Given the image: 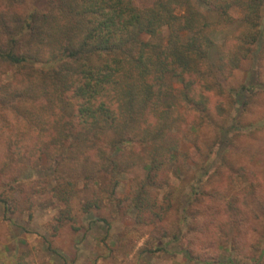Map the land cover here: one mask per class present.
<instances>
[{
  "label": "clouds",
  "instance_id": "obj_1",
  "mask_svg": "<svg viewBox=\"0 0 264 264\" xmlns=\"http://www.w3.org/2000/svg\"><path fill=\"white\" fill-rule=\"evenodd\" d=\"M48 2L50 0H39L38 11L42 23L34 25V28L40 27L49 38L37 44L33 39H28L26 33L18 34L15 7H21L23 19L37 12L33 6L37 0H0V25L7 23L9 29L6 33L0 26V52L11 51L13 55H27L41 61L31 66V72L0 61V170L4 168L6 155L35 153L38 157L43 145L52 141L58 125L66 119L62 110L64 105L57 98L55 87L51 81L46 84L40 73L57 67L56 63L48 62L62 54L61 45L64 48L72 46L77 51L82 49L79 44H73V37L77 34L76 22L59 10L53 12L51 8H46ZM220 2L226 13L223 18L215 16L205 0H105L103 13L114 19L117 29L129 30L133 27V21L143 23L159 17L161 38H166L172 30L191 21L197 31L207 34L209 40L228 56L243 46L249 33L264 31V0ZM82 7L86 8L87 5ZM99 20L100 16L87 15L84 23L87 25L91 21L95 24ZM122 38H126L123 31L115 32L113 43H119ZM21 47L24 51H17ZM169 64L173 65V61L169 60ZM127 72L128 65L125 64L124 70L114 77V82L104 85L99 95L90 100L95 109L104 106L113 112L114 119L126 123L124 135L131 137L133 142L126 143L124 147L134 150L137 157H143L144 162L148 163L149 152L145 149H150L154 140L161 136L177 137L187 146L192 160L203 163L193 146L199 138L198 146L201 149L205 143L209 148L215 144L207 163L214 165L213 172L220 170L219 174L225 177L224 183L214 185L215 191L209 189V196L202 198L198 208L194 207L192 218L177 221L174 214H170L169 219L161 222L158 217L168 206L166 194L175 190V195L179 196L186 189L171 170L165 169L160 175L153 173L154 182H166L165 187L151 190L155 201L154 213L144 216L143 224H138L136 216L130 215L127 226L117 217L107 240L112 252L109 254L101 244L99 250L103 256L97 259L93 250L99 241L93 238L94 234L89 235L85 242H91L92 248L89 249L84 244L70 243L63 231L59 234L56 231L59 227L57 221L62 219L61 211L69 205L56 199L53 189L60 190L67 178L61 179L55 175L45 178L31 170L26 174H20L19 169L9 170L6 174L0 171V200L6 199L10 204L16 201L19 208L9 220L0 214V264H73V260L75 264H189L184 249L197 259L226 250L232 256H238L241 264H253V257L259 259L264 256V217L256 220L252 209L246 207L243 201L231 211L228 208L231 196L229 167L237 172L243 171L257 183L258 202L264 204V94L253 106L256 115L246 114L244 117L256 121L255 127L248 129L244 139L232 143L225 152L216 142L218 130L212 122L222 123L227 118L231 124L237 118V110L244 111L238 103H234V96L229 91L233 80L243 75L241 72L237 71L233 80L224 83L214 74L215 69L206 59H196L186 69L175 67L182 83L171 82L176 85V95L170 106L172 119L167 125L159 117L163 109L141 105L137 111L125 113L121 89L127 82ZM131 76L133 81L138 78L136 73ZM153 91L159 89L154 87ZM45 94L52 98L51 103L44 98ZM29 96L34 98L30 99ZM35 96H39V99H35ZM63 100L76 103L71 92H66ZM222 113H230V116ZM257 129L260 131L256 139L248 136V132ZM149 133L152 135L148 143H144ZM101 149L108 156L113 155L103 138L100 143L93 142L82 148L76 155L80 163L90 157L98 164ZM53 155L59 156V153ZM61 159L67 163L65 158ZM238 160L242 163H237ZM118 163L125 166L123 161ZM51 166L55 167L56 164ZM146 175V170L141 168L139 179L144 180ZM73 183V190L77 193L73 198L75 203L83 202L84 196L95 187L89 185L86 188L83 181ZM123 190L122 183L117 189V196ZM175 235L180 239H173ZM75 239L72 237V240ZM221 244L225 245V249H221ZM233 247H236V252L232 251Z\"/></svg>",
  "mask_w": 264,
  "mask_h": 264
},
{
  "label": "trees",
  "instance_id": "obj_2",
  "mask_svg": "<svg viewBox=\"0 0 264 264\" xmlns=\"http://www.w3.org/2000/svg\"><path fill=\"white\" fill-rule=\"evenodd\" d=\"M205 4L209 9L215 11L219 18H223L226 14L220 0H205ZM82 5H87V7L84 8ZM104 7L105 0H59L51 5L50 8L53 12L59 10L76 22L77 34L73 37V44H79L82 50L77 51L72 46L64 48L61 45L62 54L48 62L56 63L57 67L40 73L46 84L51 81L55 87L58 93L57 98L64 105L62 110L66 119L58 125L56 136L52 141L43 145L38 157L35 153H31L19 154V158L24 164L31 163L33 167L41 164V166L47 167L46 172L51 170L57 177L67 178L65 182L67 187L59 190V195L62 200L69 203L68 207H71V201L77 196L73 190L74 181L78 183L83 180L86 184L91 182L94 185H100L98 194L85 195L83 202H80V204H85L86 214L92 213L93 210L100 213L107 206L117 205L119 202H116L118 199L116 190L122 181L123 174L142 165L147 175L144 180H139L132 186L130 199L123 210L129 215L136 216L138 224H143L145 222L143 217L150 212L154 213L155 209L151 190L166 186V182H154L153 173L162 174L169 162L171 166H175L174 172H178L180 165H177V162L180 159L185 162L187 152L181 151V141L177 137L165 138L161 136L152 142L150 149H145L149 152V162L145 163L144 158L137 157L134 150L130 151L124 147L126 143L133 142L131 137L124 135L126 123L114 119L113 112L104 106L95 109L90 104V100L99 95L104 85L113 83L114 77L123 71L127 64L128 79L121 89L125 113L131 114L137 111L141 105L163 109L159 112V117L167 125L172 119L170 106L174 103L176 89L165 78L167 75H171L182 83L180 75L175 72V67L186 69L196 59H206L215 69L214 74L222 80L226 79L244 60L250 57L255 44L260 41L263 31L249 33L245 37L243 46L228 56H225L221 51L219 63L215 65L209 57L214 43L209 40L207 34L197 31L191 21L185 26L172 30L167 36L166 45H163L156 40L159 36V17L143 23L133 21L131 30L129 28L117 29L114 19L104 15ZM87 15L100 16L101 20L95 24L89 21L85 25L84 18ZM16 16L18 34L26 33L27 38L33 39L37 44H41L44 39L49 38L48 34L43 32L40 27L34 28V25L42 23L38 12L27 16L28 20L22 19L18 12H16ZM46 21L47 17L44 18V22ZM0 26L6 33L9 31L7 23ZM117 31H123L126 38H122L119 43L114 44L113 38ZM144 34H148L153 40H144ZM93 45L95 47H92ZM17 51H24V48H18ZM0 60L16 65L19 70L25 72H31V66L41 62L31 56L13 55L11 51L0 52ZM169 60L173 61V65L170 66ZM60 61H71L72 63H60ZM132 73H136L138 76L134 81ZM154 87L159 91L154 92ZM66 92L72 93L76 103L63 100ZM252 93H254L253 90L243 103L242 108L250 102ZM29 98L34 97L29 96ZM44 98L48 99L50 103L52 102V98L47 94ZM35 99H39V96H35ZM151 135L149 133L143 142L148 143ZM101 138L107 143L113 155L108 156L101 149L98 152L100 163L93 162L90 157H86L84 162L80 163L76 152L90 143H100ZM70 141L71 143H69ZM57 152L59 156H54L53 153ZM61 157L67 160L66 164ZM119 161H123L125 166H121ZM49 162H56V166L49 168ZM195 191L196 193L193 194L197 195L198 191ZM202 197L204 198V196ZM196 199L202 201L200 196ZM70 209L72 210V208ZM168 210L169 206L163 210L161 217H158L161 222L165 220ZM63 213L65 214V211ZM66 218L71 219L70 216ZM92 219L102 220L107 226H111L106 217ZM185 251L188 253L187 250Z\"/></svg>",
  "mask_w": 264,
  "mask_h": 264
},
{
  "label": "rangeland",
  "instance_id": "obj_3",
  "mask_svg": "<svg viewBox=\"0 0 264 264\" xmlns=\"http://www.w3.org/2000/svg\"><path fill=\"white\" fill-rule=\"evenodd\" d=\"M58 1L59 0H50V2L46 3L45 7L50 8L51 5ZM33 6L37 8V12L39 13V0H37V3ZM15 7L18 14L22 16L21 7L19 5ZM210 10L215 16H217L215 11H213L212 9ZM24 18L27 19V17ZM143 39L149 41L151 38L148 34H144ZM151 40H153V38ZM156 40L159 43L166 45L168 38H161V36L159 35ZM220 52L221 49L214 44V46H212L211 48L209 57L210 61L215 65L219 63ZM0 61L10 64L9 62L4 60ZM237 71L241 72L243 75L233 80ZM165 80L170 84H172V81H179L171 75H167ZM230 80H233V83L229 87V91L234 96V103H238L240 105V108L244 111L241 112L238 109L237 118L233 119L231 124L228 123L227 118L222 123L212 122L213 127L218 130L216 142L220 144L221 148L225 152L229 150L232 143L241 142L244 139V133L248 129L254 128L256 124V121L248 120L244 117L246 114L256 115L255 111L252 110L253 106L259 102L261 94H264V31L260 41L255 44L254 51L251 53L250 57L244 60L230 76H228L226 79H223L222 81L224 83H228ZM173 86L176 89V85ZM251 89L254 93H252L250 102L242 108L243 103L247 100L249 94L252 91ZM222 115H225L227 117L230 116V113H222ZM259 131L260 129H257L254 132H248V136L252 139H256ZM230 135L232 136L231 141H229ZM198 145L199 138H197V144H194L193 146L196 148L197 153L200 154V160L203 161V163L193 161L188 154L189 150L187 146L181 142V151L187 152V159L185 160V162H183L181 159L177 162V165H180L178 172H174L175 166H171L170 162L165 167V169L173 171V175H175L176 178L181 181V184L186 189V191H181L179 196L175 195V190H172L166 194L165 200L168 201L169 210L167 211V216L165 219H169L170 214H174L177 221L181 218L185 220L192 218L194 207L198 208V206L202 203V201H198L196 198L198 196H200L201 198H203L202 196H204V198L208 197L209 189L215 191L216 188L214 187V185H222L224 183L225 177L219 174L220 170L217 169L216 172H213L212 168L214 165H209L207 163V159L210 158L211 152L215 148V144H213L212 147L209 148L208 144L205 143L203 149H201ZM53 163L54 162H49L48 167L52 168L51 165ZM237 163L242 162L238 160ZM46 168V166H41V164L37 167L31 166V163L24 164L20 161L19 154H10L6 155V163L3 170L0 171L6 174L9 170L19 169L20 174H26L29 173V170H31L36 171L39 175L45 178L49 175H55L54 171L48 170V172H46ZM141 168L142 165L136 166L130 172L123 174L122 181L117 189H119L121 184L123 183L124 190L120 196H117L116 190V196L118 198L116 202L119 203L115 206H107V208L102 210L100 213H97V210H93L92 213L86 214V212L84 211L85 204H80V202L75 203L74 201H71V207L62 209L61 211L62 219H58L57 221V224L59 225V227L56 229L57 233L59 234L61 231H63L65 238L68 239L70 243L84 244V246L89 249L92 248L91 242H85L88 241L89 235L94 234L93 238L99 241V243L93 250L96 258L99 259L103 256V252L99 250L101 244L105 248H107L109 254H111L112 248L107 243L108 237L112 232V228L117 217H119L121 223H124L126 226L128 224V218L130 215L125 213L123 207L128 203L130 199L131 190L133 188L132 186L135 184V182H138L140 180L139 176ZM193 169H195V171H193ZM228 172L230 173L228 180L229 191L231 193L230 199L228 201L229 211H231L234 206H238L241 201H243L246 207L252 209V215L255 217V219L260 220L261 217H264V204L258 202L259 197L257 183H254L252 179L243 171L237 172L235 168L229 167ZM205 177H207V180H205ZM232 177H235L236 179L233 180ZM237 184L239 185V187H237ZM89 185L94 184H92L91 182H88L87 184L85 183V186L88 187ZM99 186L95 185V187L91 188L86 195L90 196L98 194L100 192ZM64 187H67L65 183L61 189H63ZM195 190L198 191L197 195L193 194L196 193ZM53 193L55 195V198L58 199L61 203H66L65 200H62L60 198L59 190L53 189ZM192 198L193 201H191ZM48 203L50 204L51 200H49ZM0 205H2V207H0V214L4 216L5 220H9L11 217L15 216L16 212L19 210L16 201H12V203L10 204L6 199L0 200ZM70 208H72V210ZM63 211H65V214L63 213ZM67 216H70L71 219L66 218ZM95 217H106L109 220L111 226H107L102 220H93L92 218ZM72 237H75L76 239L72 240ZM173 239L179 240L180 237L178 235H175L173 236ZM159 247L160 244H158V248ZM220 247L221 249H225L224 244H221ZM185 250L187 249H184V251ZM232 251L236 252V247H233ZM188 253L185 251V255L189 261V264H241L238 256H232L231 254L227 253L226 250L217 255L207 258L201 256L199 259H197V256L192 255V253H189V255ZM261 261H264V256H261L259 259L253 257V264H261ZM73 264H75L74 260Z\"/></svg>",
  "mask_w": 264,
  "mask_h": 264
}]
</instances>
